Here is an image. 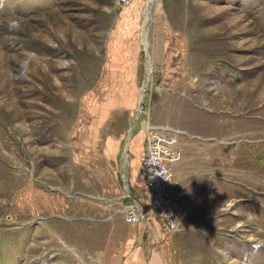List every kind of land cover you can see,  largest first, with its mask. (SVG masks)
I'll use <instances>...</instances> for the list:
<instances>
[{"label":"rangeland","instance_id":"obj_1","mask_svg":"<svg viewBox=\"0 0 264 264\" xmlns=\"http://www.w3.org/2000/svg\"><path fill=\"white\" fill-rule=\"evenodd\" d=\"M144 123L180 149L173 233L132 180ZM2 171L32 197L0 198V264H120L140 233V264H264V0H0Z\"/></svg>","mask_w":264,"mask_h":264},{"label":"built area","instance_id":"obj_2","mask_svg":"<svg viewBox=\"0 0 264 264\" xmlns=\"http://www.w3.org/2000/svg\"><path fill=\"white\" fill-rule=\"evenodd\" d=\"M145 124L139 171L151 207L164 229L173 233L184 211L181 200L171 187L172 169L180 149L171 130ZM128 200L122 210L123 219L126 223L136 224L144 219L145 212L137 199Z\"/></svg>","mask_w":264,"mask_h":264},{"label":"crops","instance_id":"obj_3","mask_svg":"<svg viewBox=\"0 0 264 264\" xmlns=\"http://www.w3.org/2000/svg\"><path fill=\"white\" fill-rule=\"evenodd\" d=\"M159 127L160 126H167L165 123H158L157 124ZM163 128V127H162ZM139 178L140 177H137L136 179L135 178H133L132 177V180H134L136 183L137 182H139V181H141L142 182V179H140L139 180ZM142 189H143V191L145 192V194L147 195V192H146V189H145V186H144V184H143V182H142ZM147 203H148V205L150 206V203H149V201H148V196H147ZM123 217V216H122ZM145 218H146V213H145V215H144V219L143 220H145ZM160 218H158L157 220H154V219H149V222L148 221H145L144 222V224H146V227L148 228V230H150V233L151 234H156L154 231H156L157 229L156 228H158L159 227V223L160 224H162V221H161V219L159 220ZM142 220V221H143ZM142 221H140V222H142ZM122 222L125 224V225H130V226H133V225H137L138 223H140V222H138V223H136V224H131V223H126V222H124V219L122 218ZM162 226H163V224H162ZM137 227L139 228V224L137 225ZM164 228V227H163ZM131 245H135L136 247H132ZM131 245L129 246V250L127 251V252H129V253H127L126 252V248L123 250V256H121L120 257V261H121V263L120 264H129V263H131V260L133 259V258H135V259H133V260H136V262H137V264H140V261H139V257H140V253H141V246H142V235H141V233L138 235V238L136 239V243L135 242H131ZM127 254H126V253ZM136 256V257H135ZM131 259V260H130ZM99 260H96V262L97 263H99L98 262ZM100 264V263H99Z\"/></svg>","mask_w":264,"mask_h":264},{"label":"bare ground","instance_id":"obj_4","mask_svg":"<svg viewBox=\"0 0 264 264\" xmlns=\"http://www.w3.org/2000/svg\"><path fill=\"white\" fill-rule=\"evenodd\" d=\"M147 11L148 10H146V17H147ZM146 19V18H145ZM146 21V20H145ZM143 37H144V39H145V30H144V33H143ZM144 47H145V49H146V44L144 43ZM147 67H146V79L145 80H147L148 79V76H149V74H150V62H148L147 61V65H146ZM147 82V81H146ZM141 99H142V96H141V98H140V101H139V104H141ZM139 109H140V105H139V107H138V111H139ZM145 127H146V125H145ZM2 173H3V171H2ZM5 173H3V174H1L2 175V178L0 179V198L2 197V196H9V195H11V194H13V195H15V197L13 198V199H11V202L13 203V205L14 206H20L21 205V202H22V196L24 195V196H26V197H32V191H29V190H27L26 188L25 189H20V187L18 186V184L17 185H9V184H7L6 182H5V175H4ZM4 180V182L3 181H1V180ZM6 185L8 186V190L6 191V194L4 193V192H2V190H3V187L5 186L6 187ZM7 188V187H6ZM31 188V187H30ZM4 205H1V201H0V213H3L4 212V207H3Z\"/></svg>","mask_w":264,"mask_h":264}]
</instances>
